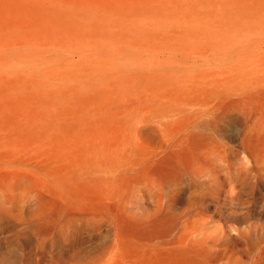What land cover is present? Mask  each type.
Returning <instances> with one entry per match:
<instances>
[{
  "label": "rangeland",
  "instance_id": "obj_1",
  "mask_svg": "<svg viewBox=\"0 0 264 264\" xmlns=\"http://www.w3.org/2000/svg\"><path fill=\"white\" fill-rule=\"evenodd\" d=\"M233 94L264 117V0H0V264H264Z\"/></svg>",
  "mask_w": 264,
  "mask_h": 264
},
{
  "label": "bare ground",
  "instance_id": "obj_2",
  "mask_svg": "<svg viewBox=\"0 0 264 264\" xmlns=\"http://www.w3.org/2000/svg\"><path fill=\"white\" fill-rule=\"evenodd\" d=\"M233 96L235 98L233 97L234 99H231L228 106L225 108V110L223 111L222 115L219 116V118H222L223 116L228 117L231 114L233 115L235 112H240L244 115L245 121H244L243 128L241 129L240 136H241V143H242V146H243L244 151H245V159H246L247 163L249 165H251L250 171H255L256 173H259V174L264 176V117L261 116V114L259 113L258 107H256L252 103L248 102L245 98H241L240 97L241 95L233 94ZM216 120H217V118H216ZM209 125H211V123ZM237 137H238V135H237ZM195 138H197V137H195ZM202 138H204V136ZM202 138H200V139L202 140ZM238 138H240V137H238ZM198 139H196V141H199ZM204 139H206V138H204ZM211 141H213V140H211ZM194 143H197V142H194ZM207 146H208V144H207ZM188 152H189V150H188ZM211 154H212V152H211ZM188 156L189 155H187L184 151L177 150L171 154H168L167 157L163 158V160L161 159V164L166 165L168 171L169 170L175 171V174H173V175H176L177 178H179V177H182L183 174H188V165H189V163H188L189 157ZM190 171H189V173H190ZM203 171H204V169H203ZM197 174H199V173H197ZM168 179L166 181H170ZM165 212H167V211H165ZM161 217L163 218V219L161 218V221L154 223V224L150 225L149 227L144 226V225H134L133 227H135V231L138 232L139 234H142V236L149 237V236H154L156 234H159L161 232L165 233L167 231H170V229H172L174 227V225H176L175 221H172L170 217L169 218H165L163 216H161ZM120 219H121V216H120ZM121 223L122 224H119V223L118 224L120 226H124V225L128 226V224L125 223L124 220H122V219H121Z\"/></svg>",
  "mask_w": 264,
  "mask_h": 264
},
{
  "label": "water",
  "instance_id": "obj_3",
  "mask_svg": "<svg viewBox=\"0 0 264 264\" xmlns=\"http://www.w3.org/2000/svg\"><path fill=\"white\" fill-rule=\"evenodd\" d=\"M160 220H161V217L151 218V219L147 222V224L150 226V225H152V224H154V223L159 222Z\"/></svg>",
  "mask_w": 264,
  "mask_h": 264
}]
</instances>
